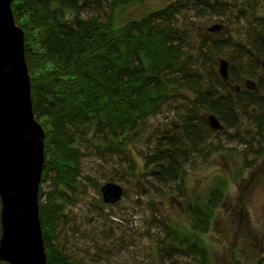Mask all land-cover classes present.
I'll return each mask as SVG.
<instances>
[{
	"label": "trees",
	"instance_id": "obj_1",
	"mask_svg": "<svg viewBox=\"0 0 264 264\" xmlns=\"http://www.w3.org/2000/svg\"><path fill=\"white\" fill-rule=\"evenodd\" d=\"M141 1L12 0L14 21L24 32L32 109L44 130L41 182L54 172L57 185L73 190L85 154L82 144L101 159L126 158L141 125L174 103L180 91L192 98L180 103L172 124L148 135L152 143L142 179L155 193L181 187L186 164L206 148L210 153L214 133L239 131L248 123L261 149L264 76L258 70L264 60V15L249 17L246 9L224 0H173L124 21L126 10ZM220 17L227 24L243 23V33L235 38L229 30L205 31L206 23ZM221 56L229 64L226 83L217 72ZM206 114H213L223 131H212ZM223 186L219 181L201 202L184 197L189 227L166 226L158 264H165L162 256L209 264L200 235L209 230ZM55 198L39 204L46 264H82L53 243L61 211Z\"/></svg>",
	"mask_w": 264,
	"mask_h": 264
},
{
	"label": "rangeland",
	"instance_id": "obj_2",
	"mask_svg": "<svg viewBox=\"0 0 264 264\" xmlns=\"http://www.w3.org/2000/svg\"><path fill=\"white\" fill-rule=\"evenodd\" d=\"M172 1L142 0L126 10L123 20L140 18ZM224 1L246 9L249 17L264 15V0ZM226 22L220 17L206 23L205 28L222 24L235 38L243 33V23ZM258 74L262 75L260 68ZM191 98L180 91L174 103L163 105L157 115L148 118L138 138L126 147V158L101 159L93 148L82 144L85 154L73 190L57 185V179L52 178L54 172L40 181L39 204L44 206L49 198L57 197L55 203L61 211L53 243L65 254L82 264H158V247L166 238V226L180 230L189 227L184 197L189 203L197 199L201 202L221 181L222 199L216 203L208 232L200 235L209 264H264V140L260 149L250 124L243 123L239 131L212 134L208 140L210 153L206 148L192 156L181 187L155 193L142 179L144 157L151 142L148 135L155 127L172 124L180 103ZM214 147L217 152L211 150ZM129 160L134 164L133 172ZM108 182L124 190L115 205L104 204L100 194L101 186ZM161 260L165 264H194L185 257L162 256Z\"/></svg>",
	"mask_w": 264,
	"mask_h": 264
},
{
	"label": "water",
	"instance_id": "obj_3",
	"mask_svg": "<svg viewBox=\"0 0 264 264\" xmlns=\"http://www.w3.org/2000/svg\"><path fill=\"white\" fill-rule=\"evenodd\" d=\"M12 0H0V261L7 264H46L39 218V187L44 167V130L35 119L30 76L24 55V32L16 25ZM222 24L206 28L224 31ZM218 75L228 80V61L220 58ZM264 76V60L260 62ZM206 122L223 131L213 114ZM104 204L115 205L123 188L108 182L101 186Z\"/></svg>",
	"mask_w": 264,
	"mask_h": 264
}]
</instances>
